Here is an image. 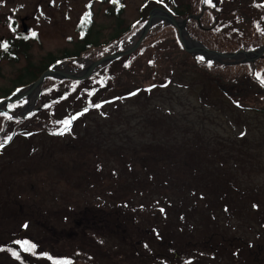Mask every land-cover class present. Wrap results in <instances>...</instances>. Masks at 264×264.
I'll return each instance as SVG.
<instances>
[{
  "label": "rangeland",
  "instance_id": "1",
  "mask_svg": "<svg viewBox=\"0 0 264 264\" xmlns=\"http://www.w3.org/2000/svg\"><path fill=\"white\" fill-rule=\"evenodd\" d=\"M215 2L224 35L248 43L264 34V0ZM86 3L100 45L52 63L76 75L100 57L130 49L140 31L108 41L114 21L107 5L90 0H40L36 17L32 0H0L1 42L20 32L24 16L36 33L28 35L26 58L0 62V93L19 92L31 84L18 86L21 73H38L74 49ZM141 3L128 1L124 29ZM256 7L260 12L251 10ZM157 31L159 24L148 34ZM185 33L184 41H198ZM145 38L131 55L94 70L89 81L49 80L2 107L13 117L0 128V142L7 141L0 148V264H264V112L246 109V102L236 106L223 93L252 96L249 107L261 109L264 90L241 78L243 71L238 83H212L193 68L187 51L157 50L153 58L152 37ZM206 63L230 66L212 59L198 65ZM253 72L258 79L260 72ZM153 82L165 84L153 88ZM168 197L182 204L161 202ZM100 213V227L78 225L97 222Z\"/></svg>",
  "mask_w": 264,
  "mask_h": 264
},
{
  "label": "trees",
  "instance_id": "2",
  "mask_svg": "<svg viewBox=\"0 0 264 264\" xmlns=\"http://www.w3.org/2000/svg\"><path fill=\"white\" fill-rule=\"evenodd\" d=\"M254 7V6H253ZM250 7V8H253ZM261 8H263L264 11V5L261 6ZM259 8L256 7L253 10H257V12H260L258 10ZM261 10V9H260ZM250 11V10H248ZM219 24L216 25V27L213 29V32H208V31H197V32H191L190 35H192V37H195L198 39L199 42H201L208 50H212V51H217V52H221V53H237L239 51H247L250 52L252 50H254L256 47L261 48L264 47V34L263 35H259V36H254V41H250L248 43L243 42L244 38L242 37H232L231 34L229 36L224 35L221 31L220 28L218 30ZM142 28V26L140 25L137 29H135L134 31H132L131 33H129L128 31L125 30H118L116 32H114L113 34L110 35L109 40L108 41H113L117 38L120 39V35L123 34V39L121 37L120 41L126 39L127 34H129V38L134 35V33L138 30H140ZM76 32L80 35L79 40L75 43L74 49L70 50V51H65L64 54L62 55L61 58H54L53 61L47 65H44L42 67V70L39 71L38 73L35 72H31L28 70H25L23 73H21L18 77L17 84L18 86H24L26 84L32 83L34 81H36L39 76L41 75V73L43 71H45L47 69V67L49 65H51L52 63L57 62L58 60H74V59H78L81 57V55L87 51H89L92 48H96L100 45L99 42V32L96 31L94 29V25L92 24V21L90 18L83 20V22L81 24L78 25V27L76 28ZM170 32V33H168ZM167 33V34H166ZM152 37V38H151ZM171 37V38H168ZM152 39V45L150 47V49H152V52L155 58V54L157 50H161V51H165L168 50L169 52L171 51L172 53H185L184 48L180 42L177 30L172 27V26H167L163 29H160L159 31L152 33V34H148L146 35L145 39ZM13 39H9L6 44H7V48H3L0 47V62L2 59H7L10 62H17L21 57L26 58L28 51H29V47L27 45V42L25 41V38H20L17 37V39L14 40V42H12ZM237 40V41H236ZM11 41V42H10ZM168 41V42H166ZM233 41V42H232ZM9 42V43H8ZM0 43H3L0 41ZM163 43V44H161ZM165 43H169L170 45L174 44L173 46H169L168 49L167 47L164 49H159L158 47L161 45H164ZM186 55V58L193 63V68H196L198 70V72L200 71L201 73H205L208 75V80H210L212 83H216L217 85H219L220 83L225 84V83H238V81L241 78H250L251 82H253V87L255 86L257 89L259 90H264V76H263V72H264V56L257 59L253 65L254 69L256 70V72H260V75H256L258 77V79L254 78L255 76L253 75V67H251V65L249 64H236V65H230V66H213L210 63H206V68L201 67L199 64V62H201L203 59L201 57H193L192 55ZM101 58V57H100ZM98 58V59H100ZM123 59V58H122ZM122 59H118L116 60V62L121 61ZM123 62V61H122ZM154 62H156V60H154ZM153 64V63H152ZM196 64V65H195ZM197 66V67H196ZM200 68L204 69V70H200ZM129 69V68H128ZM127 68L124 70L126 72H129L130 70H128ZM240 69V70H237ZM230 75V79L226 80L222 73L225 74L227 71ZM240 71L242 72V75L240 76ZM257 74V73H256ZM262 74V75H261ZM240 76V77H239ZM156 78H153V80L156 82L157 80H155ZM49 80H53V82H60V80L55 79V78H47L45 79L44 83L42 85L47 84L46 82ZM65 81V80H63ZM67 81V80H66ZM89 81V78L86 80ZM84 82V83H89V82ZM153 82L154 83V87H160L159 85H157L156 83L158 82ZM219 83V84H218ZM165 84V83H163ZM162 84L161 87H163L164 85ZM250 85V84H249ZM42 87V86H41ZM160 87V88H161ZM220 87V86H219ZM250 87H252V85H250ZM12 90L8 91V92H4V93H0V98H5L9 95V93H11ZM221 92V91H220ZM224 95L226 96L225 98L230 101L233 102L234 105L239 106L240 103L242 102H246L247 104V108L246 109H254L257 112H264V107H262L261 109H257L255 107H249V104L256 101L254 99V97L249 96L248 98H245L244 95L240 94V93H234L233 96L229 95L228 93L226 94V91H223ZM235 99H234V95ZM9 117L4 115V119L3 122L0 123V128L3 129V127L5 128V123H6V119H8ZM62 133V134H61ZM61 136L64 135L66 132H61ZM166 145H168V147L174 146L173 143H166ZM155 147L152 145V153L155 152ZM156 155V154H155ZM220 181V179H219ZM218 181V182H219ZM216 182V184L218 183ZM211 183L213 185L214 181L212 180ZM171 184H174L173 182ZM208 185L205 182V186ZM161 202H167L169 207H175V209L179 208V204L180 203V198L179 197H168V198H161ZM179 203V204H178ZM219 209H222L223 212H225L223 209V205L220 207H218ZM225 208V207H224ZM85 215H83L82 217H84ZM85 219V218H83ZM86 222L80 223L78 224L80 227H85V228H92V227H100V225H103V221H102V213H100V217L99 220L96 222V219L92 218V219H85ZM261 222H264V214H262V219L260 220ZM264 224V223H263Z\"/></svg>",
  "mask_w": 264,
  "mask_h": 264
},
{
  "label": "flooded vegetation",
  "instance_id": "3",
  "mask_svg": "<svg viewBox=\"0 0 264 264\" xmlns=\"http://www.w3.org/2000/svg\"><path fill=\"white\" fill-rule=\"evenodd\" d=\"M39 1L40 0H32V8L33 11L35 10L33 13V17H36V13L41 8ZM90 1H94L95 4H101V3L106 4L107 5L106 16L114 21L113 31L116 32L118 30H122L129 0H90ZM141 1L142 3L137 7L136 18L129 23L128 27L126 26L125 29L123 28V30L128 32L134 31L140 25L143 28L151 15L163 14V12H166L167 10V13L171 14L177 20H184L191 16V18H189V20L187 21L185 27L186 31L189 34L191 32H197V31L213 32L214 31L213 29L219 23V18L223 13L221 11H217V4L215 0H183L180 3H177L176 0H167L168 3L173 4V7L170 9H167L165 7L163 8L162 4L152 3L150 2V0H141ZM49 5H51V3ZM83 8L84 10L80 24L83 22V20L88 18L91 19V17H94L93 8L91 5L86 3ZM24 17L25 19L22 17L20 21H17L19 23L17 27H21L19 30L20 32L16 33L14 37L11 36L10 38L3 40L2 42L6 43L9 39H13L12 42H14V40L20 36V38H25V41L27 42V45L30 50V45L32 40L31 42L29 41L28 35L33 31V28L29 25L30 18L28 16H24ZM195 17H198V19H195ZM136 19H138L137 22H135ZM91 21L92 24L94 25L92 19ZM138 23H140V25ZM155 24H159V30L167 26H171L168 25L165 21L159 19L158 17H154L153 19L152 26ZM3 25L5 26L6 24ZM10 26H11L10 30L12 31L13 30L12 27H14L15 25L12 24ZM142 28L139 31H141ZM113 43L115 44L120 43V39L117 38L113 40ZM4 60L7 59H2L1 62Z\"/></svg>",
  "mask_w": 264,
  "mask_h": 264
},
{
  "label": "water",
  "instance_id": "4",
  "mask_svg": "<svg viewBox=\"0 0 264 264\" xmlns=\"http://www.w3.org/2000/svg\"><path fill=\"white\" fill-rule=\"evenodd\" d=\"M154 17H158L159 19L165 21L168 25L173 26L177 30L180 42L184 50L187 51L192 56H201L205 60L212 59L214 61H218L219 64L222 65L251 64L252 66L254 65L257 59L264 56V47L252 50L250 52L242 50L237 53H221L217 51L208 50L198 41L195 42V44L198 45L196 50L195 51L190 50L188 47H186V43L183 40L182 35L186 32L185 31L186 23L189 20V18H191V16L184 20H177L167 12H163V14H157V15L153 14L150 16L149 20L147 21L143 29L137 34L138 38L130 49L124 50L122 52H116L109 55H105L99 60L90 62L89 65L83 70L82 75L64 73L63 71L55 69L54 65L52 64L39 76V78L36 81L32 82L25 88L21 89L19 92H13L12 94L0 100V114H4L9 116V118H12L13 116L9 113V111L3 109L2 107L8 106L9 104H13L18 100L23 99L26 96H29L35 90L41 88L42 84L47 78H57L58 80H70V81H84L98 67L131 55L133 52H135L138 49L144 37L148 34L153 24ZM195 19H198V17H195ZM238 57H244V59H237ZM229 59H234L236 61L233 63L224 62V60H229ZM22 91L23 94L19 95V93Z\"/></svg>",
  "mask_w": 264,
  "mask_h": 264
},
{
  "label": "snow or ice",
  "instance_id": "5",
  "mask_svg": "<svg viewBox=\"0 0 264 264\" xmlns=\"http://www.w3.org/2000/svg\"><path fill=\"white\" fill-rule=\"evenodd\" d=\"M31 35L33 36V37H35L36 36V33L35 32H33V33H31ZM0 47H3V48H7V44L6 43H0ZM130 95H135V93H131ZM96 107H100V105H96ZM87 110V109H86ZM75 117H73V119H74ZM66 125L68 124V123H70V121H65L64 122ZM64 131H68V128L67 127H65L64 128ZM62 134V133H61ZM9 140L11 139V137H9L8 138ZM5 143H7V141H4V142H0V148H2L3 146H4V144Z\"/></svg>",
  "mask_w": 264,
  "mask_h": 264
},
{
  "label": "bare ground",
  "instance_id": "6",
  "mask_svg": "<svg viewBox=\"0 0 264 264\" xmlns=\"http://www.w3.org/2000/svg\"><path fill=\"white\" fill-rule=\"evenodd\" d=\"M183 36H185V35H183ZM185 41H187V43H186V45H187V47L190 49V50H193V51H195L196 50V48H197V44H195V43H193V42H191V41H189V40H187V39H185ZM21 94H23V92H20L19 93V95H21Z\"/></svg>",
  "mask_w": 264,
  "mask_h": 264
}]
</instances>
